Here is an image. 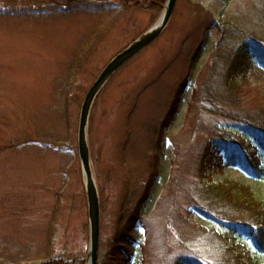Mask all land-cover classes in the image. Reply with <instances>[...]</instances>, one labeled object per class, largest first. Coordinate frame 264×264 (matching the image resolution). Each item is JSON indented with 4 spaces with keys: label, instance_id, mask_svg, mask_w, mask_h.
<instances>
[{
    "label": "rangeland",
    "instance_id": "374dc122",
    "mask_svg": "<svg viewBox=\"0 0 264 264\" xmlns=\"http://www.w3.org/2000/svg\"><path fill=\"white\" fill-rule=\"evenodd\" d=\"M166 1L0 0V264H88L82 104L105 66L157 22ZM226 28L240 37L235 49L263 50L264 0H177L160 37L97 96L88 143L101 204L99 264L120 216L131 227L136 211L133 241L121 243L130 249L128 264H173L186 252L215 261L203 228L222 231V223L194 207V187L239 183L264 200V151L262 171L199 167L206 130L230 127L252 141L215 112L228 106L204 92ZM243 82L244 109L264 110L259 57ZM238 241L264 264V250L250 236L240 232Z\"/></svg>",
    "mask_w": 264,
    "mask_h": 264
},
{
    "label": "trees",
    "instance_id": "16d2710c",
    "mask_svg": "<svg viewBox=\"0 0 264 264\" xmlns=\"http://www.w3.org/2000/svg\"><path fill=\"white\" fill-rule=\"evenodd\" d=\"M239 38L231 28H226L224 33H221L204 92L216 106H228L230 111L215 112L237 122L240 131L252 141L242 139L243 135H235L230 127L218 126L214 130H206L211 137L200 155L199 167L202 172H205L208 165L212 168L241 165L249 172L263 170L261 153L264 151V110L251 112L244 109L242 94L245 85L243 81L253 66V58L259 57L264 64V49L258 50L252 45L251 49H256L254 55L235 49V42ZM215 77L221 79L216 80ZM194 192V207L203 215L222 223V231L214 227L203 228L204 234L207 235L203 243L211 252L214 250L216 259L210 262L200 255L186 252L179 255L173 264H262L238 241V234L242 232L250 236L255 247L264 250V200L258 199L249 186L232 182L213 184L208 180L196 185ZM131 217V227H127L126 222H123L124 215L120 216L118 236L101 264L129 263L130 249L121 243L133 241L131 228L139 224L141 215L136 211Z\"/></svg>",
    "mask_w": 264,
    "mask_h": 264
},
{
    "label": "water",
    "instance_id": "95a60500",
    "mask_svg": "<svg viewBox=\"0 0 264 264\" xmlns=\"http://www.w3.org/2000/svg\"><path fill=\"white\" fill-rule=\"evenodd\" d=\"M177 0H167L164 11L157 22L144 34L138 37L124 50L119 52L102 70L94 84L89 89L81 108L78 148L82 162L84 181L88 199V215L90 221V246L88 264L99 263L100 237H101V204L94 171L92 168L90 149L88 143L89 119L92 106L108 81L127 62L137 56L141 51L150 46L167 28L176 6Z\"/></svg>",
    "mask_w": 264,
    "mask_h": 264
}]
</instances>
